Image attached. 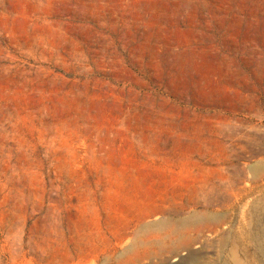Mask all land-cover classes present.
Masks as SVG:
<instances>
[{"label": "rangeland", "instance_id": "rangeland-1", "mask_svg": "<svg viewBox=\"0 0 264 264\" xmlns=\"http://www.w3.org/2000/svg\"><path fill=\"white\" fill-rule=\"evenodd\" d=\"M263 207L264 0H0V264H264Z\"/></svg>", "mask_w": 264, "mask_h": 264}, {"label": "bare ground", "instance_id": "bare-ground-1", "mask_svg": "<svg viewBox=\"0 0 264 264\" xmlns=\"http://www.w3.org/2000/svg\"><path fill=\"white\" fill-rule=\"evenodd\" d=\"M258 203V202H257ZM258 205H260V204H258ZM256 207V206H255ZM259 208V207H258ZM262 208V207H261ZM264 208V207H263ZM251 215V214H250ZM211 216V215H210ZM198 218V215H197V217H190V219L189 220H187V221H184V222H180L182 225H184V226H186L187 224H189V223H191V222H193V221H195L196 219ZM199 218H200V216H199ZM201 219V218H200ZM199 221V220H198ZM182 225H180L181 227H179V228H182V227H184V226H182ZM251 225V224H250ZM185 228V227H184ZM231 254V253H230ZM232 255H233V253H232ZM232 255L231 256H229L225 261H224V264H243V262L242 261H240V259L238 260V259H236V258H234V257H236V256H233L232 257ZM235 255V254H234Z\"/></svg>", "mask_w": 264, "mask_h": 264}]
</instances>
